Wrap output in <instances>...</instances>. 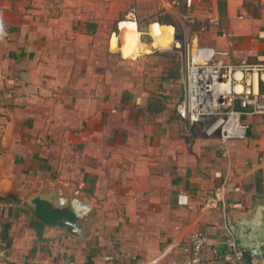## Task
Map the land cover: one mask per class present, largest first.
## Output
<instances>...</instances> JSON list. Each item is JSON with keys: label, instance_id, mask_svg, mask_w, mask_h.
I'll list each match as a JSON object with an SVG mask.
<instances>
[{"label": "crops", "instance_id": "1", "mask_svg": "<svg viewBox=\"0 0 264 264\" xmlns=\"http://www.w3.org/2000/svg\"><path fill=\"white\" fill-rule=\"evenodd\" d=\"M182 1L184 11L163 0L168 16L156 21L174 26L171 47L140 30L136 55L120 22L140 29L139 0H0V244L14 263L134 264L164 254L172 264L190 255L198 231L210 264H230L227 227L248 256L264 254V114L244 115L247 137L226 144L185 135L173 49L184 17L194 46L264 60V0ZM211 16L221 25L201 30ZM116 59L137 63L132 80L115 73ZM227 175L224 211L212 196ZM51 191L79 199L83 217L41 198Z\"/></svg>", "mask_w": 264, "mask_h": 264}, {"label": "built area", "instance_id": "2", "mask_svg": "<svg viewBox=\"0 0 264 264\" xmlns=\"http://www.w3.org/2000/svg\"><path fill=\"white\" fill-rule=\"evenodd\" d=\"M264 28V10L261 18ZM220 26L221 18L211 16L203 23L201 30L208 26ZM226 31L223 35H226ZM177 40L173 49L181 53L185 94L177 105V111L186 122L185 135L192 137L195 131L206 136L219 135L226 144L232 138L247 137L250 124L244 115L264 114V60L253 62L247 58L233 59L229 49L198 44L190 39ZM225 155L229 149L225 148ZM229 176L216 193L218 205L227 208L226 194ZM230 234L228 251L224 259L230 264H264V254L248 256L240 246L234 232ZM190 255L182 262L172 264H210L203 255L207 237L195 231L192 234ZM219 255L218 250H214ZM164 254L134 264H162ZM0 264H16L9 251L0 244ZM69 264H75L71 262Z\"/></svg>", "mask_w": 264, "mask_h": 264}, {"label": "rangeland", "instance_id": "3", "mask_svg": "<svg viewBox=\"0 0 264 264\" xmlns=\"http://www.w3.org/2000/svg\"><path fill=\"white\" fill-rule=\"evenodd\" d=\"M172 3H174L175 5L179 4V7L181 8L182 11H184L181 7L182 4H184V2L182 0H177V2H173V0H169ZM139 2H141L142 7L140 10V19H139V24H140V30L143 31L144 33L142 34V39H148L151 38V29L156 28H169L172 31V35H174V31L175 28L172 25H167V26H162L163 24L160 22H156L159 20H164V18L168 16V12H167V8L164 5L163 0H139ZM138 16V15H137ZM183 20H180V23L176 26V39L179 40L182 43L183 38H187V34L185 33L186 29H185V22H187V20L182 17ZM124 19V18H123ZM125 19H129V17H126ZM124 19V20H125ZM154 26V27H153ZM141 37V35H140ZM123 39L125 40V38L123 37ZM193 44V43H192ZM194 45V44H193ZM169 50V49H168ZM172 50V49H170ZM175 53V58H177V62H178V66L181 64V53L179 51H174ZM174 58V59H175ZM176 60V59H175ZM130 67H132V69H129L128 67H126L125 65H123V63H121V61H119L118 59L114 60V68H115V73L120 72L122 70H127L129 71L130 75L132 76L130 78V80H132L134 78L135 75H132L133 72L138 70V66L137 63L136 64H129ZM124 66V67H123ZM135 70V71H134ZM137 74V73H136ZM115 79L120 81L121 78L116 77Z\"/></svg>", "mask_w": 264, "mask_h": 264}, {"label": "bare ground", "instance_id": "4", "mask_svg": "<svg viewBox=\"0 0 264 264\" xmlns=\"http://www.w3.org/2000/svg\"><path fill=\"white\" fill-rule=\"evenodd\" d=\"M123 30L122 37L125 38V44L129 53L137 55L140 52V35L141 31L138 28L137 22L132 19H125L120 22ZM154 27V26H153ZM152 36L154 38V45L161 48H170L171 39L173 38L172 31L169 28H154L152 29ZM127 52V53H128Z\"/></svg>", "mask_w": 264, "mask_h": 264}, {"label": "water", "instance_id": "5", "mask_svg": "<svg viewBox=\"0 0 264 264\" xmlns=\"http://www.w3.org/2000/svg\"><path fill=\"white\" fill-rule=\"evenodd\" d=\"M45 191H47V189H45ZM48 192V191H47ZM53 191L49 192L48 194H42L41 198L51 202L54 204V206H56L57 208H63L68 206L77 216L79 217H83L81 214V209H82V203L80 202L79 199L77 198H72L71 200L69 199H61L58 196L56 197L55 195H53ZM215 196H212V199H216V194H214ZM55 196V197H54ZM216 205H217V199H216Z\"/></svg>", "mask_w": 264, "mask_h": 264}, {"label": "trees", "instance_id": "6", "mask_svg": "<svg viewBox=\"0 0 264 264\" xmlns=\"http://www.w3.org/2000/svg\"><path fill=\"white\" fill-rule=\"evenodd\" d=\"M164 24H171V22H163ZM41 202V204H43V205H46V206H48V212H49V214L50 215H55V216H57V215H62V212L63 211H61V210H58V209H56V208H54V207H52V205L51 204H49L48 202H46V201H40Z\"/></svg>", "mask_w": 264, "mask_h": 264}]
</instances>
